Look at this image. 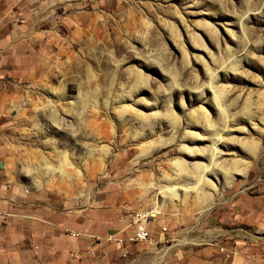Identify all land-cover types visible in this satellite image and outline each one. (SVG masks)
<instances>
[{
    "label": "rangeland",
    "instance_id": "1",
    "mask_svg": "<svg viewBox=\"0 0 264 264\" xmlns=\"http://www.w3.org/2000/svg\"><path fill=\"white\" fill-rule=\"evenodd\" d=\"M41 13L24 52L35 64L4 84L12 179L124 227L159 207L151 225L168 239L119 264H264V0H55ZM202 110L209 128L193 124ZM214 144L215 171L186 195Z\"/></svg>",
    "mask_w": 264,
    "mask_h": 264
},
{
    "label": "crops",
    "instance_id": "2",
    "mask_svg": "<svg viewBox=\"0 0 264 264\" xmlns=\"http://www.w3.org/2000/svg\"><path fill=\"white\" fill-rule=\"evenodd\" d=\"M45 9L55 10V0H0V110L6 73L34 63L24 53L27 37L37 34L29 22ZM7 146L0 137V264H119L133 245L150 244L130 241L132 215L124 227L105 214L67 211L53 191L21 186L12 179ZM150 230L155 243L168 239Z\"/></svg>",
    "mask_w": 264,
    "mask_h": 264
},
{
    "label": "bare ground",
    "instance_id": "3",
    "mask_svg": "<svg viewBox=\"0 0 264 264\" xmlns=\"http://www.w3.org/2000/svg\"><path fill=\"white\" fill-rule=\"evenodd\" d=\"M249 2V1H248ZM246 13H248V12H246ZM63 25V24H62ZM65 26V25H64ZM242 33H243V35L245 34V31H244V26H243V23H242ZM65 28V30H67L68 29V27L67 26H65L64 27ZM94 32H95V30H91V32H89V33H93L94 34ZM72 33V35H74V34H76L77 33V29H75L73 32H72V30H70L69 31V34H71ZM84 34V33H83ZM103 35V34H102ZM176 35V34H175ZM178 39V38H177ZM58 46V45H57ZM69 57H71V55L69 56ZM235 63V62H234ZM232 65H234V64H232ZM162 66V65H161ZM172 72L170 71H168V74L170 75V77L172 78V81H173V83L176 81V79H177V74H171ZM215 77V76H214ZM214 77L213 76H210V79H209V81H208V84H207V86H208V89H210L211 91H212V94H213V100H214V102H215V105L218 107V113H219V115H220V117H221V119H222V123L221 124H223V128H226L227 127V120H226V112H227V109H226V107H225V105H224V92L223 91H221V90H217L216 88H215V86L213 85V81H214ZM87 96V95H86ZM203 111V110H202ZM205 112L203 111L202 112V114H203V116H201V118L200 117H197V121H193V124H196V123H200V124H202V126H204V127H206V128H209L211 125H209V120L208 119H206V117L207 116H205L206 114H204ZM169 117H171L170 115H168ZM173 116V115H172ZM173 120V118H171V121ZM198 121H200V122H198ZM221 140V138H220V135H219V138L217 139V141H220ZM216 141V142H217ZM244 149H246L247 150V152H249V154H251L252 155V153H254V152H256L255 150H256V148H257V144L255 143V142H250V143H248V144H245V147H243ZM246 150H245V152H246ZM244 151V150H243ZM218 154V151H217V149H216V144H214L213 145V147H212V149H211V158H210V164L207 166V167H205L204 168V170H202V171H200V172H196L197 174H195L194 175V181H192V183L191 182H186V183H184V185H182V189L184 190V191H186V195L190 192V191H194V192H197V195L199 194L198 192L202 189V187H203V185H205V173L206 172H209V173H211L212 171H215V167H217V163H215V157H216V155ZM177 164V166H179V168H180V170H179V172L181 171V172H187L186 171V169L184 168V166H183V164L182 163H176ZM218 167H220V166H218ZM242 167H244V165L242 166ZM178 168V167H177ZM221 168V167H220ZM227 168V167H226ZM241 167H238L237 165H236V163H234V165L232 166V168H231V171H229L230 173H237V172H244V169H240ZM217 169V168H216ZM219 169V168H218ZM222 169V168H221ZM220 169V170H221ZM222 170H224V169H222ZM230 170V169H229ZM263 170V169H262ZM264 171V170H263ZM189 172V171H188ZM216 173V172H215ZM229 173V174H230ZM234 173V174H235ZM241 173V174H242ZM246 173V171L244 172V174ZM255 173V172H254ZM228 174V173H227ZM226 173H224V175H227ZM231 174V175H232ZM228 176V175H227ZM249 177V176H248ZM224 178H226V176L224 177ZM227 179V178H226ZM173 184V183H172ZM181 184V183H180ZM257 184L258 183H255L254 185H253V187H251V188H249L248 190H252L255 186H257ZM174 185V184H173ZM207 185V184H206ZM169 186V185H168ZM172 185H170V187H166V189L168 190L167 191V193H168V195L169 196H176V192H177V189H178V187L177 186H172ZM181 186V185H180ZM156 210H153L152 211V216L153 217H157L156 215H154V212H156L158 209H159V207H157V208H155ZM157 213V212H156ZM261 262V261H260Z\"/></svg>",
    "mask_w": 264,
    "mask_h": 264
},
{
    "label": "built area",
    "instance_id": "4",
    "mask_svg": "<svg viewBox=\"0 0 264 264\" xmlns=\"http://www.w3.org/2000/svg\"><path fill=\"white\" fill-rule=\"evenodd\" d=\"M153 207H146L132 214L130 227L133 230L131 235V242H145L152 241V233L150 225L154 221L155 217L152 216ZM162 231H166L167 228L164 226L161 228Z\"/></svg>",
    "mask_w": 264,
    "mask_h": 264
}]
</instances>
